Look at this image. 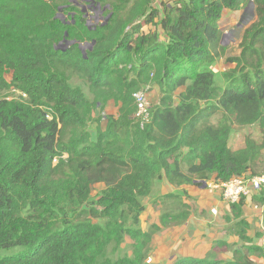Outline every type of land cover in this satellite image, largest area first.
<instances>
[{
    "label": "trees",
    "instance_id": "trees-1",
    "mask_svg": "<svg viewBox=\"0 0 264 264\" xmlns=\"http://www.w3.org/2000/svg\"><path fill=\"white\" fill-rule=\"evenodd\" d=\"M251 1L257 21L244 32L240 55L228 57L234 67L215 71L223 9ZM152 2L125 1L122 14L111 5L105 22L88 27L83 16L56 18L47 0H0V90L25 95L0 98V264H146L156 233L190 214L183 185L264 173V0H174L162 12ZM150 23L166 43L157 32L143 34ZM65 38L72 44L57 48ZM152 87L158 103L138 120L132 95ZM109 101L117 115L103 114ZM217 112L221 119L207 122ZM234 124L256 126L260 137L245 136L232 149ZM162 181L175 189L158 199L176 209L143 229L144 199ZM99 182L105 187L92 199ZM244 200L223 216L244 251L172 264H258L250 255L264 257V248L247 235Z\"/></svg>",
    "mask_w": 264,
    "mask_h": 264
},
{
    "label": "rangeland",
    "instance_id": "rangeland-1",
    "mask_svg": "<svg viewBox=\"0 0 264 264\" xmlns=\"http://www.w3.org/2000/svg\"><path fill=\"white\" fill-rule=\"evenodd\" d=\"M50 3H52L54 9L56 18H60L62 20L69 21L71 19V15L75 16L77 19L80 17H84L85 23L88 27H95L102 22H105V20L108 18L109 14H112V6L118 7L119 14H122L124 10L122 9V3L127 2L129 0H101L100 2H96L95 0H47ZM67 2H74L76 3L75 9H68L70 5H67V7H64L62 4H67ZM131 1V0H130ZM174 3V0H153L151 7L152 9H158L159 12L164 9V7L168 4ZM99 5L98 8H95L93 6ZM106 8L104 9V7ZM255 4L251 1L248 3L245 7L239 9V10H233V9H223L221 17L218 19L217 23L222 31V38H221V48L219 49V55L216 59L215 63L213 64V69L215 71L223 72L225 70L231 69L234 67V63L229 62L227 59L228 57H234L239 56L241 52V40L244 32L254 23L257 21V15L255 12ZM104 9V10H103ZM70 10V12H67ZM122 10V11H121ZM72 13V14H71ZM71 16V17H70ZM160 18L157 15V18L154 19L155 24L159 25ZM140 21H142L140 19ZM154 23L146 24L143 28V34H148L150 32H157L159 35L158 41L160 42H167V39L162 34L161 30L159 29V26L155 25ZM63 42L61 41L57 48L66 49L68 48L72 43L69 39L65 38ZM86 44L83 42L80 44V47L83 52L87 49ZM6 78L9 81L11 79V72L6 73ZM71 84L75 86H81L84 93L87 94V96H91L87 87V84L78 77H73L71 79ZM144 91V94L147 98V103L152 106L156 103H158V89L157 87L147 88L142 90ZM156 93V94H155ZM174 95H177L179 93V90L176 89L174 92ZM23 97V96H22ZM0 98H7V99H19L21 98L20 92L17 91L15 88H10L7 90H0ZM156 100V103L154 101ZM114 108V103L112 101H109L106 105V107L102 110L103 114L107 113L106 108L108 109ZM98 112H95L94 115H97ZM221 119V113L217 112L214 114L210 119L207 120V122L216 124ZM260 129L256 126H237L236 124L233 125V132L230 135L229 138V146L232 149L238 148L244 144L245 136H252L255 139H258L260 137ZM67 136L65 135V138ZM65 158V157H64ZM105 187L104 183L99 182L96 184L91 185V192L90 197L92 199H96L100 193L101 190ZM153 194L148 197L146 207L148 206V211L141 217V227L143 229H147L150 224L156 222L157 217L159 218V215L161 212H163L166 209H176L174 207V204L170 201L158 199L159 191L155 189L152 190ZM155 191V192H154ZM152 206V207H150ZM92 221L96 222L97 219L91 218ZM216 221H213L212 225L216 224ZM174 225V224H173ZM209 225V224H207ZM220 228L221 226L217 224L216 228ZM229 228H224L223 234L226 236V241L229 244L228 247H219L216 246L215 241L213 242H206V253H204L201 258L209 257L210 259H231L234 255V250L236 251L238 248H241L242 251H244V248H242L243 241L236 235L229 233ZM224 235L222 238H224ZM229 235V236H227ZM219 240V239H218ZM222 240V239H220ZM131 239L126 237L125 242L123 243L122 247L124 248V251L127 253L130 252V245H131ZM11 253V252H9ZM250 258L256 262V263H262L264 264V257L259 256L257 254L250 255Z\"/></svg>",
    "mask_w": 264,
    "mask_h": 264
},
{
    "label": "crops",
    "instance_id": "crops-1",
    "mask_svg": "<svg viewBox=\"0 0 264 264\" xmlns=\"http://www.w3.org/2000/svg\"><path fill=\"white\" fill-rule=\"evenodd\" d=\"M112 107L113 105L111 108L108 106L106 112L117 115V106ZM182 188L190 196L189 199H183L190 205V214L184 222L164 227L156 233L152 242L153 249L146 259V264H172L179 258H201L206 253V242H216L218 239L226 241L223 232L228 224L223 216L229 212L230 204L222 198L221 184L212 177L201 185L188 184L183 185ZM174 189V186L162 181L158 189L159 195L172 192ZM262 191L264 190L256 191L245 198L242 217L248 222L247 235L251 243L264 248V192ZM147 200L148 198L144 199V204ZM148 208L147 206L146 213ZM146 213L144 211L143 215ZM213 221L217 223L212 225ZM155 223H158V217ZM217 224L221 229L216 228Z\"/></svg>",
    "mask_w": 264,
    "mask_h": 264
},
{
    "label": "built area",
    "instance_id": "built-area-1",
    "mask_svg": "<svg viewBox=\"0 0 264 264\" xmlns=\"http://www.w3.org/2000/svg\"><path fill=\"white\" fill-rule=\"evenodd\" d=\"M132 96L137 107L135 117L139 120H146L148 117L147 109L150 105L147 103L144 91L138 90ZM218 183L222 187V198L227 203H235L241 198L252 195L256 191L264 190V173L260 175L246 174L243 177H234L228 181Z\"/></svg>",
    "mask_w": 264,
    "mask_h": 264
},
{
    "label": "clouds",
    "instance_id": "clouds-1",
    "mask_svg": "<svg viewBox=\"0 0 264 264\" xmlns=\"http://www.w3.org/2000/svg\"><path fill=\"white\" fill-rule=\"evenodd\" d=\"M20 96H23V94L22 93H20ZM23 97H25V96H23ZM134 116H135V113H134ZM136 118V117H135ZM137 119V118H136ZM139 120V119H138ZM63 157H66V155L64 154L63 155ZM57 161V159L56 158H54L53 159V163H55ZM203 183H206V182H203ZM244 198H246V197H244ZM230 204V203H229Z\"/></svg>",
    "mask_w": 264,
    "mask_h": 264
},
{
    "label": "flooded vegetation",
    "instance_id": "flooded-vegetation-1",
    "mask_svg": "<svg viewBox=\"0 0 264 264\" xmlns=\"http://www.w3.org/2000/svg\"><path fill=\"white\" fill-rule=\"evenodd\" d=\"M93 7H95V8H98V7H99V5H97V6H93Z\"/></svg>",
    "mask_w": 264,
    "mask_h": 264
},
{
    "label": "water",
    "instance_id": "water-1",
    "mask_svg": "<svg viewBox=\"0 0 264 264\" xmlns=\"http://www.w3.org/2000/svg\"><path fill=\"white\" fill-rule=\"evenodd\" d=\"M73 41H71V43H72Z\"/></svg>",
    "mask_w": 264,
    "mask_h": 264
}]
</instances>
